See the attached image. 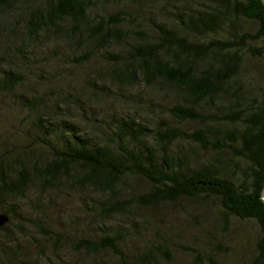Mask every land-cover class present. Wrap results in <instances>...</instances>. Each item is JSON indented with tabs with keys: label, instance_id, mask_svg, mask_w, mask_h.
Returning <instances> with one entry per match:
<instances>
[{
	"label": "trees",
	"instance_id": "trees-1",
	"mask_svg": "<svg viewBox=\"0 0 264 264\" xmlns=\"http://www.w3.org/2000/svg\"><path fill=\"white\" fill-rule=\"evenodd\" d=\"M0 53L9 67L0 69L1 101L14 97L36 133L29 151L0 142V215L8 218L0 233L14 220V200L72 188L91 194L88 211L100 226L72 250L92 264H154L150 246L124 250L126 226L100 224L192 201L223 232L252 226L257 234L240 264H264L263 0H0ZM94 57L109 70L89 81L78 71ZM103 78L168 94L170 119L148 126L100 115L86 103L95 104ZM73 110L79 118H67ZM135 179L144 191L132 189Z\"/></svg>",
	"mask_w": 264,
	"mask_h": 264
},
{
	"label": "rangeland",
	"instance_id": "rangeland-1",
	"mask_svg": "<svg viewBox=\"0 0 264 264\" xmlns=\"http://www.w3.org/2000/svg\"><path fill=\"white\" fill-rule=\"evenodd\" d=\"M47 48L45 46L43 49ZM2 56L8 58L0 53ZM30 60H34V57ZM4 63L0 64V69H9L8 64ZM107 67L94 57L78 72L90 81L94 72L103 77L109 70ZM96 88L93 89L96 94L92 98L95 104H86L96 107L97 112H102L100 115L108 111L117 116L127 114L148 126L154 125L157 119H170L165 108L172 105V97L166 93L138 85L131 88L110 85L106 78L102 79V83H97ZM124 99H130L132 104L123 102ZM13 100L14 97L7 96L3 102L0 98V142L7 143L6 139H9L6 149L17 154L34 148L31 142L36 139V133L31 129L27 111L12 103ZM150 102L160 106H152ZM89 108H85V113L89 112ZM70 115L80 117L74 110L71 114L67 112V118ZM62 117L57 118L60 120ZM36 153L46 156L40 149ZM131 187L136 192L145 190V184L137 179L131 181ZM88 196L91 194L60 187L57 190L47 189L41 195L32 190L24 199L14 200V220L8 232L0 233V264H92V258L75 252L71 244L80 237L95 233L100 227L94 223L88 211ZM133 215L129 222L110 216L100 225L107 229L126 226L127 234L130 233L131 237L123 243L124 250L137 255L150 246L157 255L154 264H212L210 260L214 263L217 261V264H240L249 255V247L257 234L247 223H235L227 232H223L221 222L192 201L147 210L135 209ZM132 221H136L133 227ZM47 232L57 233L59 239L48 240ZM158 247L166 248L168 258L157 253Z\"/></svg>",
	"mask_w": 264,
	"mask_h": 264
},
{
	"label": "water",
	"instance_id": "water-1",
	"mask_svg": "<svg viewBox=\"0 0 264 264\" xmlns=\"http://www.w3.org/2000/svg\"><path fill=\"white\" fill-rule=\"evenodd\" d=\"M264 1V0H263ZM263 201H264V189H263ZM8 221V218L5 215H0V227Z\"/></svg>",
	"mask_w": 264,
	"mask_h": 264
}]
</instances>
